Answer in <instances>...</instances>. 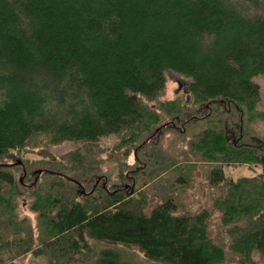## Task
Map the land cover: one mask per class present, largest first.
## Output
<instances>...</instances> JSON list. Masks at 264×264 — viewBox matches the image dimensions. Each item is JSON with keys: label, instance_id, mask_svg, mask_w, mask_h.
<instances>
[{"label": "trees", "instance_id": "trees-1", "mask_svg": "<svg viewBox=\"0 0 264 264\" xmlns=\"http://www.w3.org/2000/svg\"><path fill=\"white\" fill-rule=\"evenodd\" d=\"M256 78L264 0H0V264H264Z\"/></svg>", "mask_w": 264, "mask_h": 264}, {"label": "rangeland", "instance_id": "rangeland-1", "mask_svg": "<svg viewBox=\"0 0 264 264\" xmlns=\"http://www.w3.org/2000/svg\"><path fill=\"white\" fill-rule=\"evenodd\" d=\"M166 92L164 95V99H172L181 94V92L187 91L186 87L191 83V79L185 77L182 74L176 73L172 70H166ZM258 82L262 89L264 90V78H256L254 79ZM257 172H259L257 170ZM225 173L232 177L233 179H237L240 176H248L253 172L247 167L240 166L237 168L234 167H226ZM21 215H33L27 211L24 207L20 210ZM85 239L93 250V254L95 253V262L93 264H100L99 259L102 257L103 251H113L118 253V255L125 261L130 262L132 264H156L152 262H148L144 259L143 255L137 251L136 249H128L123 246H112L105 243L98 242L96 240L91 239L88 234L85 235ZM18 264H45L44 260L41 257H30L26 256L17 261Z\"/></svg>", "mask_w": 264, "mask_h": 264}, {"label": "bare ground", "instance_id": "bare-ground-1", "mask_svg": "<svg viewBox=\"0 0 264 264\" xmlns=\"http://www.w3.org/2000/svg\"><path fill=\"white\" fill-rule=\"evenodd\" d=\"M190 84V83H189ZM150 101V100H149ZM150 103H151V101H150ZM94 141V140H93ZM87 143V142H86ZM83 146V145H82ZM69 155V154H68ZM40 156V155H39ZM68 157V156H67ZM70 157V156H69ZM49 162V161H48ZM61 169V168H60ZM62 170H63V168H62ZM53 171H55L54 169H53ZM60 172V171H59ZM66 175V174H65ZM67 176V175H66ZM101 177H103V176H101ZM58 178V177H57ZM61 180V179H60ZM68 180V179H67ZM55 181H56V179H55ZM62 181V180H61ZM69 181V180H68ZM59 182V181H58ZM65 183V182H64ZM71 183V182H70ZM60 184H61V182H60ZM71 185V184H70ZM56 188V187H55ZM59 188V187H58ZM80 188V187H79ZM72 189V188H71ZM118 189V188H117ZM117 191V190H116ZM41 231V230H40Z\"/></svg>", "mask_w": 264, "mask_h": 264}]
</instances>
